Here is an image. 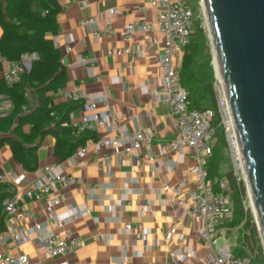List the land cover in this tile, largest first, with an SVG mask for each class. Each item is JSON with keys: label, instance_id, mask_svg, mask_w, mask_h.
<instances>
[{"label": "crops", "instance_id": "crops-1", "mask_svg": "<svg viewBox=\"0 0 264 264\" xmlns=\"http://www.w3.org/2000/svg\"><path fill=\"white\" fill-rule=\"evenodd\" d=\"M59 3L60 31L52 39L67 72L65 88L80 95L73 112L74 121H81L83 103L87 100H97L98 112L117 114L118 118L112 121L110 130L88 131L92 136L82 145L88 147L84 158L75 156V152L61 161L55 155V136L45 137L38 150L36 170L59 165L63 176L73 179L69 185L57 186L56 195L61 201L53 206L45 198L30 200L26 196L37 182L36 170H25L8 145L0 148L3 178L0 183L7 185L11 196L18 195L28 203L30 210V217L24 221L29 240L20 246L0 244V254L27 255L39 264L63 260L69 264H212L210 256L214 248L205 244L198 233L204 221L191 216L182 200L183 192L195 186L191 174L194 162L187 150L162 152L164 142L174 138L176 130L168 109L154 98L162 77L159 62L165 42V36L157 30L156 10L151 8L150 0H59ZM111 10L117 13L111 15ZM86 17L93 18V24L83 26L80 22ZM107 21L113 24L115 34L95 39L92 30L104 28ZM133 22L154 28L137 29L132 39L126 41L123 32ZM69 39L70 51L66 48ZM125 48L132 54L108 53ZM184 54L185 49L176 51V64L182 65ZM5 68L3 63L0 70ZM104 91L107 102L100 100ZM64 101L65 98L55 97L57 103ZM9 104L6 100L1 102L3 106ZM137 126H154L155 137L149 150L143 147L134 160L119 157L107 147L97 152L96 142L102 137H119L122 132H133ZM24 131H30L29 125ZM175 185L181 186V193L174 190ZM165 186L170 188L164 190ZM46 222L49 229L61 234L70 230L83 241L76 255L46 257L41 235L32 231L35 224ZM128 224L137 233H146L147 240L129 233ZM231 230L219 226L218 246L233 242L229 237ZM187 252L192 257L184 258Z\"/></svg>", "mask_w": 264, "mask_h": 264}, {"label": "built area", "instance_id": "built-area-1", "mask_svg": "<svg viewBox=\"0 0 264 264\" xmlns=\"http://www.w3.org/2000/svg\"><path fill=\"white\" fill-rule=\"evenodd\" d=\"M151 8L156 10L157 30L165 36L162 58L159 67L162 72L160 82L154 91V98L163 104L172 118L173 127L176 130L175 136L168 139L162 146L163 153L182 152L187 150L188 157L194 162L191 174L194 178V188L183 192L182 200L188 206V213L196 219H202L204 226L198 231L201 240L214 248V253L210 256L212 264H252V259L248 255H239L234 251L235 244L227 243L222 246L217 245L218 228L226 217L232 213V201L228 182L218 176H209V162L213 157V148L216 141L215 128L212 123L216 113L212 109L195 108L192 106L188 92L181 83V65L175 63L174 57L178 50L184 49L192 41L194 34V15L188 0H150ZM111 15L117 13L111 10ZM93 18L86 17L81 20L83 26L93 24ZM154 26L133 22L127 25L123 32L124 40L132 39L137 29L151 30ZM116 30L107 21L102 29L92 30L95 39L101 37H111ZM69 39L66 48L71 50ZM109 54H128L131 50L125 48L116 52L109 51ZM34 54H23L19 61H6V68L2 71V78L9 85L18 82L25 71L30 70ZM224 91V90H223ZM54 97L65 98L70 101H79L80 95L77 91H69L66 88H58ZM218 111L220 114V125H222L227 144L231 155L240 157L236 145L237 136L234 122L229 107L227 97L224 92L218 91L216 94ZM1 100V97H0ZM100 100L107 102V92L100 94ZM1 105V103H0ZM6 112H0V117H5ZM117 114H102L98 112V101L87 100L83 103V116L80 122L74 121V115H69V120L64 123L71 127L74 135H80L89 130L98 128L111 129L113 120ZM155 137V128L137 126L133 132H122L119 137H102L96 142L97 152L102 147L113 150L119 157L129 156L132 160L137 158L143 147H149ZM88 152L87 146L77 149L75 156L84 158ZM152 159V154L149 153ZM37 182L34 189L26 192L30 200L45 198L49 206L58 204L61 198L56 195L58 185L66 186L73 182L72 178H66L60 171L59 165H48L43 170H36ZM2 178V177H0ZM3 179V178H2ZM170 187L165 186L164 190ZM14 190L13 188H11ZM174 190L181 193V186L175 185ZM3 217L6 229L0 234V244H11L20 246L29 240V231L24 225V221L30 217L28 203L21 200L18 195H12L3 200ZM62 226L61 222L57 223ZM48 223L35 224L32 231L38 232L45 244V254L49 259H56L65 255H76L83 246V241L73 235L70 230H65L62 234L49 229ZM126 230L143 241L147 240V234L136 232L132 224L126 226ZM175 232L171 230V234ZM192 257L191 252H187L184 258ZM178 258L175 257V260ZM0 264H39L33 262L29 256L20 255L18 257L1 255ZM55 264H69L67 260Z\"/></svg>", "mask_w": 264, "mask_h": 264}, {"label": "trees", "instance_id": "trees-1", "mask_svg": "<svg viewBox=\"0 0 264 264\" xmlns=\"http://www.w3.org/2000/svg\"><path fill=\"white\" fill-rule=\"evenodd\" d=\"M198 1L195 0L196 5L192 8L193 15L198 10ZM61 11L59 0H0V69L3 60L19 61L23 54L35 55L30 70L25 71L18 82L9 85L0 79L1 100L10 102L8 106H0V112L7 113L0 117V148L8 145L15 160L27 171L38 168V150L46 136H55V155L61 161L73 155L92 136L88 131L76 136L71 127L64 125L78 101L57 103L53 94L58 88H65L67 83L66 69L52 39L60 31L57 17ZM184 49L181 83L192 106L212 109L216 113L212 123L216 141L209 162V176L222 178L220 169L228 162L224 153L227 141L220 125L211 56L206 55V34L195 17L192 41ZM26 125L30 127L29 132L24 131ZM228 180L232 213L224 220L228 228L244 231L240 244L235 245L236 253L250 256L252 264H264V250L258 248L257 227L244 205V183L237 181L232 170L228 172ZM10 196L7 185L0 183V232L6 229L2 203Z\"/></svg>", "mask_w": 264, "mask_h": 264}, {"label": "water", "instance_id": "water-1", "mask_svg": "<svg viewBox=\"0 0 264 264\" xmlns=\"http://www.w3.org/2000/svg\"><path fill=\"white\" fill-rule=\"evenodd\" d=\"M201 1L264 248V0Z\"/></svg>", "mask_w": 264, "mask_h": 264}, {"label": "rangeland", "instance_id": "rangeland-1", "mask_svg": "<svg viewBox=\"0 0 264 264\" xmlns=\"http://www.w3.org/2000/svg\"><path fill=\"white\" fill-rule=\"evenodd\" d=\"M189 3H190L191 8H194L195 5H196L195 4V0H189ZM194 17H195V20H200L201 26L204 28V31H205V34H206L207 46H208V50L206 51V55H210L211 56V65H212L213 71H214L215 92H216V94H217L218 91H220L222 93V92H224L223 91V86L221 84V81L218 80V78L216 76V71L214 70L215 66H214V63H213L214 62L213 61L214 60L213 47H212L211 40H210V37H209V30H208V26H207L206 17H205V11H204V7H203V4H202L201 0L198 1V10H197V12L194 11ZM1 33H2V31H1V27H0V36H1ZM0 73L2 74L1 70H0ZM1 102H2V100H0V103ZM0 106H3V105H0ZM224 153H225V157L227 158L228 162L221 167L220 176L222 178H224L228 182V185H229L228 172L230 170H232L234 175L237 177V181L244 183V186L246 188V199L244 200V205H245V208L251 212V214H252V222L256 225L257 230H258V236H259L258 248H260V247L263 248V244H262V240H261V237H260L257 221H256L255 214H254V211H253V208H252L250 195H249L247 184H246V181H245V174H244V172L242 170L243 167L241 168L240 166L239 167L236 166L235 159L231 155V151H230V148H229L228 144H227V148L224 151ZM238 163H240V162H238ZM229 189L231 191L230 185H229ZM220 226L227 227L226 221L224 220L221 223ZM242 236H244V231L240 230V228H235V229H233V230H231L229 232V237H231V239L233 241L231 243H233L235 245L240 244L239 240H240V238ZM263 250H264V248H263ZM234 251L236 252V248L235 247H234Z\"/></svg>", "mask_w": 264, "mask_h": 264}, {"label": "bare ground", "instance_id": "bare-ground-1", "mask_svg": "<svg viewBox=\"0 0 264 264\" xmlns=\"http://www.w3.org/2000/svg\"><path fill=\"white\" fill-rule=\"evenodd\" d=\"M214 66H215V71H216V76L218 78L219 81H221V84H222V76H221V70H220V66H219V62L217 60V58L215 57L214 60ZM236 145H237V148L239 150V154H240V157L239 158H236L237 160V167H243V171H244V165H243V162H242V158H241V153H240V149H239V144H238V141H236ZM240 162V163H238ZM250 195V194H249ZM250 200H251V197H250Z\"/></svg>", "mask_w": 264, "mask_h": 264}]
</instances>
